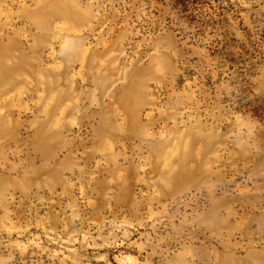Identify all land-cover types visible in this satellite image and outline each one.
Instances as JSON below:
<instances>
[{
    "label": "rangeland",
    "instance_id": "1",
    "mask_svg": "<svg viewBox=\"0 0 264 264\" xmlns=\"http://www.w3.org/2000/svg\"><path fill=\"white\" fill-rule=\"evenodd\" d=\"M0 264H264V0H0Z\"/></svg>",
    "mask_w": 264,
    "mask_h": 264
}]
</instances>
